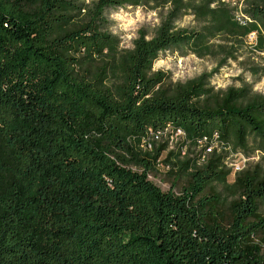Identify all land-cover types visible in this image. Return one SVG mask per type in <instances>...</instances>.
<instances>
[{
  "label": "trees",
  "instance_id": "1",
  "mask_svg": "<svg viewBox=\"0 0 264 264\" xmlns=\"http://www.w3.org/2000/svg\"><path fill=\"white\" fill-rule=\"evenodd\" d=\"M127 6L160 16L132 48L106 15ZM244 12L246 25L221 0H0V264H264V93L154 70L167 51L221 68L253 31L263 53L264 0ZM166 127L202 147L178 195L147 177L166 143L141 146ZM234 153L248 162L230 182Z\"/></svg>",
  "mask_w": 264,
  "mask_h": 264
},
{
  "label": "rangeland",
  "instance_id": "2",
  "mask_svg": "<svg viewBox=\"0 0 264 264\" xmlns=\"http://www.w3.org/2000/svg\"><path fill=\"white\" fill-rule=\"evenodd\" d=\"M106 15L111 21L110 31L121 40V47L123 48L133 47L134 40L139 36L141 29L149 32V36H151L160 24L159 12L145 6L108 9ZM179 25L193 28L199 26V23L192 15H187L179 21ZM244 42L245 47L239 53V59L237 61L229 60L221 68L219 67V61L211 55L201 58L192 53L181 56L178 52L167 51L163 52L159 60L155 62L154 70L169 73L175 82H185L203 73H212V84L216 88H238L244 83H248L253 85L254 90L264 93V79L254 77L247 69L254 63H260L264 52H258L256 49L257 43L251 44L248 42L247 36L244 38ZM165 139L156 146L165 143ZM177 145L176 138H171L170 142L166 143V149L163 150L159 157L156 169L148 172L147 177L162 191H172L178 195L188 185L190 180L189 172L191 169L186 168V161L199 155L202 147L196 148L187 144L184 147V152H180L177 149ZM215 148L216 146L213 147V151ZM172 151H174V154ZM178 153L179 155H176ZM250 160L257 161L259 157L255 156ZM247 162V159L241 154L234 153L229 156L227 164L233 168L228 178L230 182L235 180L236 173L232 164L237 163L240 166H245ZM129 168L136 172H144L142 166L135 164L129 165ZM261 214L264 216V204L261 206ZM256 242L262 246L264 253V235L260 234L256 237Z\"/></svg>",
  "mask_w": 264,
  "mask_h": 264
},
{
  "label": "built area",
  "instance_id": "3",
  "mask_svg": "<svg viewBox=\"0 0 264 264\" xmlns=\"http://www.w3.org/2000/svg\"><path fill=\"white\" fill-rule=\"evenodd\" d=\"M224 3H227L234 9L236 19L242 24L246 25L249 22H252L253 19L244 12L245 2L246 0H221ZM255 38V39H254ZM258 34L256 31H253L247 35V41L252 43H257ZM166 138V139H165ZM171 138H176L177 149L180 152H184V147L189 144V141L186 137L185 132L182 130H172L171 127H166L164 131H153L150 130L149 136L145 138L141 144L144 150L152 151L158 143L162 142L164 139L165 143L170 142ZM217 146L216 144L210 145L207 147L205 154H209L213 152V147ZM234 170L240 171L244 166H240V164H232Z\"/></svg>",
  "mask_w": 264,
  "mask_h": 264
}]
</instances>
